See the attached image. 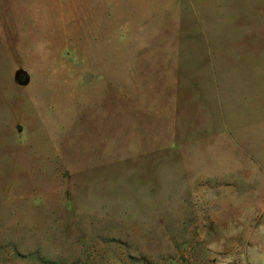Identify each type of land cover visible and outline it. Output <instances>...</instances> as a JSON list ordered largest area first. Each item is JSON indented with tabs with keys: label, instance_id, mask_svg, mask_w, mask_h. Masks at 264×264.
<instances>
[{
	"label": "rangeland",
	"instance_id": "1",
	"mask_svg": "<svg viewBox=\"0 0 264 264\" xmlns=\"http://www.w3.org/2000/svg\"><path fill=\"white\" fill-rule=\"evenodd\" d=\"M0 264H264V0H0Z\"/></svg>",
	"mask_w": 264,
	"mask_h": 264
},
{
	"label": "water",
	"instance_id": "2",
	"mask_svg": "<svg viewBox=\"0 0 264 264\" xmlns=\"http://www.w3.org/2000/svg\"><path fill=\"white\" fill-rule=\"evenodd\" d=\"M15 78L20 85H26L28 83V77L23 71L16 72Z\"/></svg>",
	"mask_w": 264,
	"mask_h": 264
}]
</instances>
